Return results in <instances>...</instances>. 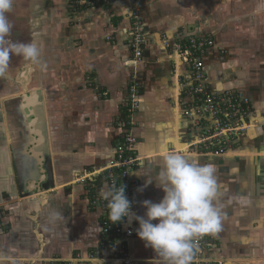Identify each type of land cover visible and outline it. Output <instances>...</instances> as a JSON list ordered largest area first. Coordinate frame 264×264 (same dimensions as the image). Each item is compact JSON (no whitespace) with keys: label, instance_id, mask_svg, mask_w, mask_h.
<instances>
[{"label":"crops","instance_id":"1","mask_svg":"<svg viewBox=\"0 0 264 264\" xmlns=\"http://www.w3.org/2000/svg\"><path fill=\"white\" fill-rule=\"evenodd\" d=\"M6 15L11 30L0 46L32 44L40 55L13 52L0 75V264L110 257L99 251L103 213L92 202L97 190H108L105 171L125 132L134 82L141 98L133 132L140 158L135 213L146 211L142 201L164 195L154 184L143 187L159 170L160 150L183 145L198 163L216 168L223 194L224 219L218 233L205 235L213 243L207 255L264 264V0H142L146 41L138 64L127 36L129 0L78 11L67 0H13ZM201 37L214 40L203 58L204 84L214 94H241L253 107V127L224 153L201 143L209 121L185 116L193 82L185 81L190 67L174 47ZM26 95L36 97L35 130L45 136L36 153L44 154L47 177L39 156L28 152ZM138 226L134 221L128 245L136 264H160L137 237Z\"/></svg>","mask_w":264,"mask_h":264},{"label":"built area","instance_id":"2","mask_svg":"<svg viewBox=\"0 0 264 264\" xmlns=\"http://www.w3.org/2000/svg\"><path fill=\"white\" fill-rule=\"evenodd\" d=\"M70 9L78 11L83 8H100L111 5L113 0H67ZM132 6V23L127 32L129 46L133 53L135 64L142 62L145 32L143 18L140 15L142 0H129ZM112 37H107L112 41ZM169 47V45L166 43ZM214 47V40L210 37L190 38L186 44H178L174 48L175 54L190 67L189 75L185 76L186 82H193L188 89V95L193 98L192 106L185 111L189 119H202L210 122V127L203 134L201 143H214L217 147L213 153H224L238 137L248 132L252 127L251 117L253 107L251 101L238 93L225 91L220 94L212 93L204 84V56ZM129 104L124 121L125 132L122 141L113 152V160L105 171V178L109 189H118L125 186V194L132 202L135 212L134 192L140 182L133 177V171L140 162L136 154L139 145L134 136L136 116L141 104L138 83L134 82L129 89ZM197 122V121H195ZM196 125H200L199 123ZM264 128V123L262 124ZM92 176V175H90ZM86 181L80 178L79 181ZM101 190V191H100ZM97 190L93 198V207L103 213L101 222V240L99 251L109 252L110 257L89 254L87 258L78 256L75 260L83 264H136V260L129 250V242L134 237V221L113 224L108 219L107 200L102 196L103 190ZM196 249L192 264H225L224 259L208 256V250L213 243L203 236L195 241Z\"/></svg>","mask_w":264,"mask_h":264},{"label":"clouds","instance_id":"3","mask_svg":"<svg viewBox=\"0 0 264 264\" xmlns=\"http://www.w3.org/2000/svg\"><path fill=\"white\" fill-rule=\"evenodd\" d=\"M12 2L0 0V45L11 30L6 13L11 10ZM13 52L30 60H36L40 55V50L32 44L0 46V75L6 72ZM160 151L159 170L154 176L147 175L143 187L154 184L163 191L162 199L159 202L142 201L141 206L146 211L141 216L132 210L124 185L109 189L102 193L107 200L108 219L113 224L137 222V237L145 248L152 249L160 264H192L195 241L218 233L224 219V205L220 203L223 194L216 168L198 163L197 158L187 154L180 144H176L175 150L162 148ZM240 202L243 203L242 197Z\"/></svg>","mask_w":264,"mask_h":264},{"label":"water","instance_id":"4","mask_svg":"<svg viewBox=\"0 0 264 264\" xmlns=\"http://www.w3.org/2000/svg\"><path fill=\"white\" fill-rule=\"evenodd\" d=\"M22 100L24 103V105L22 107L25 108V111H26L25 115L28 117L27 119H31L30 124H29L30 125L29 136H31L35 139L34 140L33 138L31 139L29 137L30 142H29L28 152L30 153V155L32 154V156H34V158L39 156L38 167H39L40 174L42 177H45V176L47 177V171L45 168V161L43 158L44 154L36 153L38 148H40L41 146H43L45 144L44 133L42 131L35 130L36 122H37L36 121V114L34 112V109L36 108V105H37L36 97L33 95H26L25 97L22 98ZM42 159H43V161H41Z\"/></svg>","mask_w":264,"mask_h":264},{"label":"rangeland","instance_id":"5","mask_svg":"<svg viewBox=\"0 0 264 264\" xmlns=\"http://www.w3.org/2000/svg\"><path fill=\"white\" fill-rule=\"evenodd\" d=\"M263 124V123H262ZM262 126V125H261Z\"/></svg>","mask_w":264,"mask_h":264},{"label":"bare ground","instance_id":"6","mask_svg":"<svg viewBox=\"0 0 264 264\" xmlns=\"http://www.w3.org/2000/svg\"><path fill=\"white\" fill-rule=\"evenodd\" d=\"M24 80V79H23Z\"/></svg>","mask_w":264,"mask_h":264}]
</instances>
